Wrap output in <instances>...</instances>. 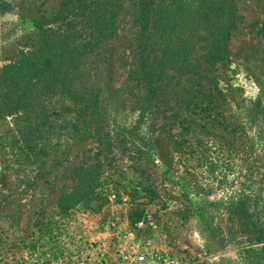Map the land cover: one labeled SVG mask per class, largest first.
Segmentation results:
<instances>
[{"label":"rangeland","instance_id":"rangeland-1","mask_svg":"<svg viewBox=\"0 0 264 264\" xmlns=\"http://www.w3.org/2000/svg\"><path fill=\"white\" fill-rule=\"evenodd\" d=\"M140 1L0 0V70L21 51L33 50L37 23L45 20L96 45L85 55L77 89L96 100L104 153L96 158L99 145L91 139L86 147L91 153L85 154L76 139L64 167L100 162L106 186L122 195L118 201L110 195L98 213L78 207L67 218H55L61 231L48 238L44 225L55 213L44 200L48 188L26 180L34 172L17 174L0 163V264H258V252L248 251V234L235 212L244 204L247 218L264 229V40L258 34L264 0H235L243 23L229 41V64L213 72L240 149L231 158L207 154L214 171L197 167L194 159L181 160L161 129L162 113L140 110L143 84L129 78ZM112 17L111 35L102 40L99 32ZM198 81L197 74L173 80L171 96L195 99ZM54 103L57 110L67 105L61 97ZM175 106L190 115L185 104ZM72 125L83 131L75 118ZM145 183L158 195L152 203L141 192Z\"/></svg>","mask_w":264,"mask_h":264},{"label":"trees","instance_id":"trees-1","mask_svg":"<svg viewBox=\"0 0 264 264\" xmlns=\"http://www.w3.org/2000/svg\"><path fill=\"white\" fill-rule=\"evenodd\" d=\"M114 17L99 32L102 40L110 37ZM136 18V58L129 78L143 84L140 110L162 113L161 129L168 134L173 152L181 160L194 159L199 162L197 167L206 165L214 171L215 164L206 162L207 154L231 158L240 153L237 128L225 116L222 108L227 100L213 75L229 64V41L243 23L235 0H171L168 5L141 0ZM51 25L46 20L38 22L33 50L21 51L0 70L1 167L17 174L30 170L34 176L26 180L48 188L44 200L55 208L51 221L44 225L43 233L48 238L61 231L55 218H67L78 207L98 213L110 202V195L117 201L122 199L118 188L106 186L102 163H78L70 170L64 167L78 143L83 153H91L86 148L91 139L99 145L95 151L99 158L104 153L102 143L106 135L99 124L96 100L77 89L85 55L95 44L79 41L80 33L75 30ZM258 34L264 40V20ZM194 74L199 76L200 89L195 99L181 101L179 94L171 96L173 80ZM55 97L65 100L66 107L57 110ZM181 103L190 115H184V110L175 106ZM74 118L83 123V131L72 125ZM176 129L179 131L175 132ZM219 129L221 133H216ZM76 139L80 142H74ZM60 180L68 183L58 188ZM141 187L148 203L157 199L150 184ZM236 217L248 234V251L258 252L257 263L264 264L263 227L252 216L247 218L249 212L244 204L237 208Z\"/></svg>","mask_w":264,"mask_h":264}]
</instances>
